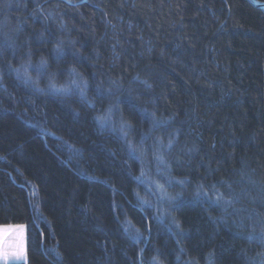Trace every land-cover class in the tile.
Listing matches in <instances>:
<instances>
[{
	"label": "trees",
	"instance_id": "16d2710c",
	"mask_svg": "<svg viewBox=\"0 0 264 264\" xmlns=\"http://www.w3.org/2000/svg\"><path fill=\"white\" fill-rule=\"evenodd\" d=\"M0 225L10 264H264V11L0 0Z\"/></svg>",
	"mask_w": 264,
	"mask_h": 264
},
{
	"label": "crops",
	"instance_id": "0c3cea01",
	"mask_svg": "<svg viewBox=\"0 0 264 264\" xmlns=\"http://www.w3.org/2000/svg\"><path fill=\"white\" fill-rule=\"evenodd\" d=\"M19 262H27L26 226L0 225V264Z\"/></svg>",
	"mask_w": 264,
	"mask_h": 264
},
{
	"label": "water",
	"instance_id": "95a60500",
	"mask_svg": "<svg viewBox=\"0 0 264 264\" xmlns=\"http://www.w3.org/2000/svg\"><path fill=\"white\" fill-rule=\"evenodd\" d=\"M249 2H251L253 5H255L256 7L260 8L261 10L264 11V2L259 1V0H248Z\"/></svg>",
	"mask_w": 264,
	"mask_h": 264
},
{
	"label": "snow or ice",
	"instance_id": "6c2138e0",
	"mask_svg": "<svg viewBox=\"0 0 264 264\" xmlns=\"http://www.w3.org/2000/svg\"><path fill=\"white\" fill-rule=\"evenodd\" d=\"M82 94H83V91H82ZM97 119H99V120H101L102 122H103V119L104 118H102V117H97ZM123 127V126H122ZM7 255H8V253L7 252H4L3 253V256L6 258L7 257Z\"/></svg>",
	"mask_w": 264,
	"mask_h": 264
}]
</instances>
